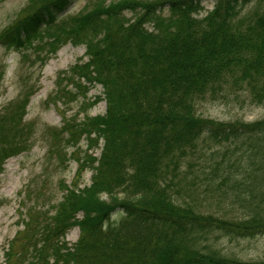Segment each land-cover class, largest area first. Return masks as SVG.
I'll return each instance as SVG.
<instances>
[{
  "label": "trees",
  "instance_id": "obj_1",
  "mask_svg": "<svg viewBox=\"0 0 264 264\" xmlns=\"http://www.w3.org/2000/svg\"><path fill=\"white\" fill-rule=\"evenodd\" d=\"M251 1L260 9L242 13ZM202 2L89 0L66 15L72 0H27L1 30L7 50L83 44L87 60L72 68L62 96L85 99L89 86L102 87L47 149L59 163L57 149L74 147L89 185H67L54 213L25 233L37 237L31 257L24 263L12 241L5 264H264L229 247L264 235V118L221 121L196 109L237 88L264 104V0H214L199 16ZM100 99L104 113L89 116ZM27 103L0 112V146L17 147ZM10 156L0 158V174ZM207 196L238 211L207 210ZM74 226L78 238L68 245Z\"/></svg>",
  "mask_w": 264,
  "mask_h": 264
},
{
  "label": "rangeland",
  "instance_id": "obj_2",
  "mask_svg": "<svg viewBox=\"0 0 264 264\" xmlns=\"http://www.w3.org/2000/svg\"><path fill=\"white\" fill-rule=\"evenodd\" d=\"M109 1L104 0L106 3ZM213 1L203 0V10L199 16L212 9ZM88 2L72 0L71 6L63 14L75 15L84 10ZM26 3L27 0H0V32L16 20ZM260 6L259 2L251 1L243 7L242 13L253 12ZM131 14L125 12L126 17ZM44 42L24 53L23 49L7 50L0 44V112L6 113L9 106L19 108L26 98L29 102L22 111L21 126L17 131L20 136L15 138L17 147L10 149L7 143L0 146V158L6 153L11 154L4 160L3 172L0 174V264L4 263V251L12 241L15 253L20 252L23 246L24 255L19 258L25 263L31 257V241L37 239L34 237L30 240L25 233L29 229L34 230L37 222L47 220L54 213L55 205L61 200L67 185L77 178L80 187L90 183L89 169L76 172L78 155L73 152V147L65 149V154L57 149L58 153L62 152L59 163V158L56 155L49 156L47 149L51 138L63 137L62 129L66 125L62 122L82 119V112L79 111L87 102L86 99L88 102L93 101L94 97L101 95L102 89L100 85L91 87L85 99L78 97L77 100H70L63 97L61 89L70 88L68 81L74 80L73 66L79 60H86L85 48L81 44L74 45L66 41L55 51L48 52ZM237 89L231 95L226 94L230 96L228 98L217 96L200 101L196 108L197 114L221 121L253 122L263 119L264 104L252 103L246 90ZM104 111L105 102L100 101L88 110V115H100ZM1 130H4V126L0 127ZM80 144L82 148L85 147L84 140ZM23 147L29 149L19 152ZM95 155H99V150L95 151ZM206 200L207 210L217 213L229 209L238 211L233 206L226 207L224 202L211 196H207ZM77 236L78 229L73 227L66 233L65 240L70 245ZM229 247L238 258L264 259V235L235 242Z\"/></svg>",
  "mask_w": 264,
  "mask_h": 264
}]
</instances>
